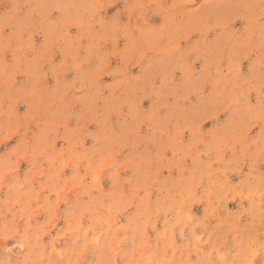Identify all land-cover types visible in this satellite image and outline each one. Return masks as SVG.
Segmentation results:
<instances>
[{"label": "rangeland", "instance_id": "obj_1", "mask_svg": "<svg viewBox=\"0 0 264 264\" xmlns=\"http://www.w3.org/2000/svg\"><path fill=\"white\" fill-rule=\"evenodd\" d=\"M0 264H264V0H0Z\"/></svg>", "mask_w": 264, "mask_h": 264}]
</instances>
